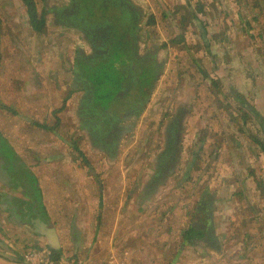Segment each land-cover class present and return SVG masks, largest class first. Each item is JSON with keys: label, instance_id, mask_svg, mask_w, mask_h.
Returning <instances> with one entry per match:
<instances>
[{"label": "rangeland", "instance_id": "rangeland-1", "mask_svg": "<svg viewBox=\"0 0 264 264\" xmlns=\"http://www.w3.org/2000/svg\"><path fill=\"white\" fill-rule=\"evenodd\" d=\"M134 1L144 4V17H155L153 23L143 18L137 32L142 51L154 48L162 65L147 114L120 123L128 130L113 155L89 143L85 129L64 116L57 128L59 151L70 157L61 168L92 174L108 190L104 206L111 243L93 257L83 248L79 261L109 264L108 256L114 253L118 263L126 264H264V150L252 138L264 142V122L258 118L264 117V0ZM199 3L205 4L202 10ZM20 6L19 0H0V43L4 30L22 18ZM106 13L117 16L116 11ZM181 35L184 40L177 42ZM15 48L14 42L8 51L1 47L2 59L28 58L23 49ZM109 67L101 70L113 79L112 86L118 77L108 74ZM88 69L95 75L100 71ZM0 74V84H11L8 73ZM18 85L19 78L12 86ZM15 90L12 98L10 89L0 90V100L23 111V93ZM66 104L65 99L64 108ZM179 111V152L166 167V176L150 187L166 149L170 119ZM48 114L45 109L38 116L44 120ZM51 114L45 120L55 123ZM25 115L34 117V112ZM16 123L19 132L35 131L34 146L43 140L44 132L38 136L36 127H22L13 112L0 111L3 138H8V126ZM83 149H91L90 158ZM214 199L218 222L215 218L213 240H186L190 225L205 222L198 214L200 204Z\"/></svg>", "mask_w": 264, "mask_h": 264}, {"label": "crops", "instance_id": "crops-1", "mask_svg": "<svg viewBox=\"0 0 264 264\" xmlns=\"http://www.w3.org/2000/svg\"><path fill=\"white\" fill-rule=\"evenodd\" d=\"M20 1V7L24 14L20 15L22 18H18L16 24L4 30L6 33L4 32L0 46L7 49L8 45L14 42L15 47L19 46L23 49L22 52L28 58L26 59L24 56L23 61L19 62L17 58L14 60L12 56L4 55L3 60V55L0 53V73L6 72L11 78V84L1 82L3 85L0 84V90L8 91L10 89L12 98L15 89H21L15 94L23 93L21 95L23 111L16 110L5 103L0 104V111L10 110L13 112L15 120L20 121L22 127L30 125L31 128L36 127L38 136H41L43 132L45 134H43V140H37L36 146H34L35 131L32 130L25 134L23 131H18L19 124L17 123V125L8 126V138L6 137L5 140L8 139L7 142L10 143L17 157H15V161H8L0 153V157L3 159L0 161L5 164L9 173V177L4 179L5 181L3 177H0V264H28L25 261L27 251L45 243L50 245V239L43 229V224H45L46 230L52 229L55 232L58 240L57 248L60 249L62 255H65L64 252L80 255L84 248L86 253H89V257H93L103 252L102 249L107 248L111 243L108 241L110 238L109 221L104 206L108 190L104 185H100V182L92 174L74 167H69L68 170L64 167L61 168L62 165H65L66 160L70 161V157L59 151L61 142L59 140L60 132L57 128L60 118L64 116L65 119L67 118L85 129L83 131L87 137L89 136V143H92V137L87 134L89 133L87 128L82 126L84 123L82 118L89 116L88 111L84 108L89 97V92L86 89L88 87L87 67H91L87 64L86 66L82 65L84 67H81L82 72H77L78 61L82 64L78 60L79 54L80 52L85 54L88 57L86 63L93 66L99 64L103 58H109L108 54L114 51L116 46L109 39L111 43L108 42V52L104 51L102 44L96 45L93 38H90L84 29L79 28L75 23L72 24V20H75L77 15L75 6L79 7V5L72 4L71 0H36L38 11L44 12L46 18V25L42 31H36L32 27L25 5L22 0ZM129 1L140 14L141 23L143 18H147V16L144 17L146 11L144 4L134 0ZM80 3L84 9L87 8L88 3L93 4L92 15L94 17L116 19V17H111L105 11L98 9V5H95L97 4L96 0H80ZM147 19H150V16ZM118 28L121 29L120 33L117 32V29L114 33L115 38L120 40L128 29L126 25H121ZM8 29L11 31L10 34L7 32ZM138 30L139 27L134 30L138 38L137 51L139 55L146 54L148 50L142 51ZM134 31L131 33L133 34ZM131 47L132 45L130 46L122 40V50L129 53ZM92 50H96V52ZM150 51L151 49L148 54ZM133 62L136 63V68L140 72L138 78L144 69L150 67V65L146 66L147 62L144 64ZM135 63H130V67ZM118 64L122 67V63L118 62ZM11 65L12 69L10 70ZM160 66L162 67L161 64ZM96 69L100 71L95 72L94 86L98 84L97 79H100L101 76L104 77L101 68ZM13 70L15 71L12 72ZM133 71L130 70L131 73ZM128 74L131 77V74ZM17 78L20 79V86L18 85L14 89L12 84ZM147 84L145 76L142 88L144 86L149 88ZM100 95L103 101L104 93L101 92ZM68 96L69 98H66ZM60 97H63L62 103H60L62 100ZM65 99L67 100L66 108H64ZM75 100H77L76 104ZM106 100L109 99L106 98ZM0 103H2L1 100ZM108 107L112 109L113 114L116 113L115 104L108 103ZM45 109L49 111V114L52 113V117L56 116L55 123L45 120L49 114L45 116L44 120L40 119L38 115ZM32 112H34V117L25 115ZM145 114L147 111L144 109L136 118ZM5 115L7 116V114ZM84 125L86 124L84 123ZM0 135H2L1 131ZM19 140L22 141V144H19ZM89 150L83 149V152L90 158L92 152ZM54 159L56 160L54 161ZM78 159L81 160V158L76 160ZM45 162L46 164H43ZM56 163H59V167H55ZM36 188L39 189V192L37 191L40 196L39 200L35 197ZM88 192L93 195L88 196ZM214 197L213 194L212 198ZM214 202L215 199L212 204L207 201L209 205H212V207L210 205L212 211L208 220L202 223L203 226H208V231L212 235L211 238L207 237L210 240L215 237L213 228L216 224L215 218L218 222L217 211L214 212ZM201 240L205 242L204 238Z\"/></svg>", "mask_w": 264, "mask_h": 264}, {"label": "trees", "instance_id": "trees-1", "mask_svg": "<svg viewBox=\"0 0 264 264\" xmlns=\"http://www.w3.org/2000/svg\"><path fill=\"white\" fill-rule=\"evenodd\" d=\"M24 5H25V8L28 12V15H29V18H30V23L32 25V27L36 30V31H42L44 28H45V25H46V18H45V13L44 12H39L38 11V8H37V3L35 0H22ZM72 4L74 3H77L79 5L78 6H75L77 8H75L76 10V18L75 20H72V24H76V26H78L79 28L81 29H84L85 31V28L87 30L89 29H95L96 26L95 25H104V26H109V32L112 33L111 37H110V40L111 42H114L113 45L116 46V49L112 52H110L108 54L109 58L107 59H104L99 63V64H95V65H90V63H86L88 62V57L83 54L82 52H80L79 54V59L81 63H79L78 61V65H77V72H82V65H89L90 67H95V68H103L105 66H109V69H108V74H111V72H113L112 70H115V65L111 64V61L113 59L110 60L111 57L115 58L116 56L119 55V50H122V40L125 41L128 45H132L137 44L138 42V38L135 40V37L134 35L131 33L132 31H134L137 27H139V23H140V20H141V17H140V14L137 13V9L134 8V6L132 8H134V12L131 11L127 6H126V2H129V0H96V3L95 5H98V9L100 10H103V11H107L109 9H113V10H116L119 14V17L117 19V21H115L114 19H108V18H101V17H94L92 15V11L94 8H92L93 4L91 3H88L87 5V8L84 9V7L82 6V4L80 3V0H71ZM87 3V2H86ZM200 6V10H202L204 7H205V4L203 3H199L198 4ZM84 12H86V14H84ZM154 15L151 14L150 16V22H155L154 20ZM199 20L200 18L197 17ZM254 20H257L258 17L257 16H254L253 17ZM69 22V21H68ZM121 25H126L127 26V37L126 35H124L120 40L118 38H115L116 35H115V30L121 26ZM131 26V27H130ZM113 29V30H112ZM88 36L90 38H92V35L88 33ZM137 37V36H136ZM174 40V39H173ZM184 40V36L181 35L179 37V39H177L176 41L177 42H182ZM109 42V44L111 43L110 41H107ZM208 42V41H207ZM122 54H124V56L127 54V52H123ZM153 55L155 54H146L144 56H150V57H153ZM136 56H138L139 58H144L143 60H139L137 62H139L140 64H144L145 62H149L145 59L144 56L142 55H139V53H136ZM118 59H116L117 61ZM153 62V63H152ZM150 61L149 64H150V67H147V69L145 70L144 69V72L142 73V75H140V80H143V83L145 81V76H146V82L148 83L147 85H149L150 88H153L154 86V82L156 81L157 77L159 76V74L161 73L162 71V67L161 66H154V61ZM153 66V67H151ZM84 68V67H82ZM88 69V67H87ZM112 69V70H111ZM137 69V68H136ZM156 72H155V71ZM134 73V71H133ZM137 74H139V71L137 70ZM147 74V75H145ZM84 78V77H83ZM113 79L109 77V75L107 76V78L104 79V81H100L98 82V84L96 86H93L92 88H90L89 84H88V87H86L87 89V92H89V97L87 99V103L86 104V107L84 109H86V111L88 110V113L90 112L91 113V121L94 123L96 122V124H94L96 126L93 127V131H96L98 129H100V134H104V132L110 130V128L112 127L111 123L108 122L107 118H109L110 116L108 114H104L102 113V111H96V109L98 108V105L99 103H101L102 105L104 106H108L107 103L109 102L110 104V99H112L116 93V89H115V92L113 91V88L115 86V82L116 84L118 83V80L113 82V85L111 86L109 81H112ZM106 82L108 84H106ZM216 83H219V81H214ZM88 83V81H87ZM106 84L105 87L103 84ZM143 85V84H142ZM145 87V86H144ZM103 92L104 93V97H105V101L106 103H103V101L101 100V95L100 93ZM145 92V91H144ZM239 96V94L237 95ZM109 99L108 101L106 100ZM113 102V101H112ZM245 103V102H244ZM1 105L3 103H0ZM115 104V103H114ZM144 109V107H142L140 110H139V113ZM250 109H253V108H250ZM254 111V110H253ZM117 115H118V111H116ZM183 112V111H182ZM181 111H179L177 114L174 115L172 121H171V129H173V133H172V136L170 137V147H177V140L175 139V136H176V133L178 131V127H179V131H180V124H178V115L179 114H183ZM87 114V112H86ZM114 114V115H116ZM258 114V113H257ZM87 116V115H86ZM113 116V115H112ZM112 118V117H111ZM258 118L260 121L264 122V117L259 115L258 114ZM113 121H116V119L113 117L112 118ZM89 122V121H88ZM103 123H106L105 126H103ZM86 124V123H85ZM90 124V123H89ZM264 125V123H262ZM93 125V124H92ZM87 126V124H86ZM88 127V126H87ZM175 131V132H174ZM100 137V141L103 142V139L101 136ZM119 138V136H118ZM118 138L116 139V141L114 142V152L116 151V148H117V143L119 142ZM253 138V141L257 144H259L260 148L262 150H264V142L261 141L259 138H257L256 136L255 137H252ZM99 141V142H100ZM117 142V143H116ZM113 149V148H112ZM0 153L4 155V158L6 160H16L15 157H17L16 153L12 150L11 146L9 145V143L7 142V140H5V138H3L2 135H0ZM19 162V161H18ZM167 157H164L162 159V162L159 164V169L157 170V175L156 177L154 178V182L153 184L155 185L156 183H158V180L159 179H162L164 178V176H166V167H167ZM20 164V162H19ZM163 167L162 169L160 167ZM34 184H35V181H33ZM153 185H151L152 187ZM37 191L39 192V189L36 188V193ZM35 193V197L36 199H40L39 197V193L36 194ZM38 195V196H37ZM198 214L202 213V215H200L199 217H205L206 220H208V218L210 217L211 215V208H210V205L209 204H206V205H201L198 207ZM197 224V225H196ZM210 236L211 233H209L208 231V226L206 225H202V224H198V223H195V224H192L190 225V227L186 230V232L184 233V238L186 240H190V239H199V238H204L205 240H210ZM207 237H210V238H207ZM53 253H54V257L55 258H60L62 256V252L60 251L59 248H53ZM77 256V255H76Z\"/></svg>", "mask_w": 264, "mask_h": 264}, {"label": "flooded vegetation", "instance_id": "flooded-vegetation-1", "mask_svg": "<svg viewBox=\"0 0 264 264\" xmlns=\"http://www.w3.org/2000/svg\"><path fill=\"white\" fill-rule=\"evenodd\" d=\"M126 6L134 12V8H132L133 4L132 2H126ZM68 13V12H67ZM69 18H72L69 16ZM96 28L95 29H89L87 30L85 28V32L88 34H91L92 35V38L94 40V43L96 45H100L102 44L103 46V49L102 50H106L107 51V48H108V42L107 41H110V37L112 35V33L109 32V26H104V25H95ZM131 27V26H130ZM125 35L127 37V31H125ZM134 37H135V40L137 39V34L133 33ZM104 41V42H103ZM121 48V47H120ZM130 52L124 56V54H122L123 52H125V50H119V55L116 56L115 58L111 57V59H113L111 61V64L115 65V70H112L113 72L112 75H116L118 78V83L116 84L115 82V86L113 88V91L115 92V89H116V93L114 96H112L113 98L110 99L112 100L111 103H115L116 105V111H118V114H122L120 119L116 120V121H113L112 118L114 115L111 111L112 109L109 108L108 106H104L102 105L101 103H99L98 105V108L96 109V111H102V113H104L105 115L108 114L110 117L107 118L108 122L111 123L112 127L110 128L109 132L106 131L104 132V134H100V129L96 130V131H93V127L96 128V126L94 124H96V122H92L91 119H92V115L91 113L89 112L87 117H83L82 120H84V123L87 124L84 125L83 123V127L84 128H87V131L89 132L88 134L92 137L91 140L92 142L94 143L95 146L99 147L101 150H105L107 153L113 155L115 152H114V142L116 141V139L118 138V140L120 139L121 135L124 133L121 131V126H120V123L122 121H124L125 119L129 120L132 119V118H135L137 117L139 114V110L144 107H146V105L148 104L149 102V99H150V95H151V89L152 88H142V84H143V80H140L138 79V74H137V69H136V63L133 62V61H139V60H143L144 58H139L138 56H136V53H138V46L135 44H133V46L129 49ZM94 51V50H92ZM149 51V50H148ZM146 52V54H148L149 52ZM96 52V50L94 51ZM108 52V51H107ZM155 54L153 55V57H150V56H144L146 54H141L142 56L145 57V59L147 61H154V66H160V60L158 59L157 57V54H156V51L155 49H151L150 51V54ZM149 54V55H150ZM116 59H118L116 61ZM118 62L122 63V67L120 66V64H118ZM148 63H146V66L150 65ZM130 63H135L133 66L130 67ZM153 63V62H152ZM153 67V66H151ZM95 68V67H94ZM130 70H134V73H131ZM155 71V70H154ZM125 72H128L131 74V77H129V74L128 73H125ZM156 72V71H155ZM88 75L86 76L87 77V81H88V84L90 86V88H92L94 86V78H95V74L93 71H90L88 69ZM124 73V74H122ZM140 73V72H139ZM146 75V74H145ZM125 76V77H124ZM142 83V84H141ZM145 91V92H144ZM150 91V92H149ZM143 109V110H144ZM88 111V110H87ZM181 111H183V109H181ZM117 113V112H116ZM112 117V118H111ZM172 121V119H170ZM89 121V122H88ZM173 122V121H172ZM90 123V124H89ZM93 124V125H91ZM179 124V123H178ZM106 123H103V126H105ZM131 125V124H129ZM171 125V122L169 123L168 125V134H167V145H166V149L163 153H161V160L159 162V164L162 162V159L164 157H167V168L170 167V165L175 161L174 159L176 158V155L177 153L179 152V146H180V138H179V127H178V131L176 132V136H175V139L177 140V147L173 148V147H170V137L172 136V133H173V129H171L170 127ZM132 126V125H131ZM132 129V127L130 128ZM102 137L103 139V142L100 141V137ZM100 141V142H99ZM117 143V142H116ZM113 148V149H112ZM5 166V164H4ZM161 169L163 168L162 166L160 167ZM166 169V168H165ZM1 169H0V173H1ZM161 179H159L158 181H160ZM152 183V182H151ZM150 185H153L154 184H150ZM151 187V186H150ZM199 217H197L198 219ZM204 219V218H203ZM204 221H206V218L204 219Z\"/></svg>", "mask_w": 264, "mask_h": 264}, {"label": "built area", "instance_id": "built-area-1", "mask_svg": "<svg viewBox=\"0 0 264 264\" xmlns=\"http://www.w3.org/2000/svg\"><path fill=\"white\" fill-rule=\"evenodd\" d=\"M109 264H125L118 263L114 253L108 256ZM25 261L28 264H81L76 255H62L60 258H55L53 248L48 244H42L27 251Z\"/></svg>", "mask_w": 264, "mask_h": 264}, {"label": "water", "instance_id": "water-1", "mask_svg": "<svg viewBox=\"0 0 264 264\" xmlns=\"http://www.w3.org/2000/svg\"><path fill=\"white\" fill-rule=\"evenodd\" d=\"M109 10H112V11H116V10H113V9H109ZM117 12V11H116ZM118 17H119V14H118V12H117V16H116V19H118ZM115 19V20H116ZM114 114H116V113H114ZM122 114H124V113H122ZM122 114H116V115H113V117L116 119V120H118V119H120V117H121V115ZM128 130V127H121V131L122 132H125V131H127ZM120 140V139H119ZM2 158L0 157V160H1ZM3 160V159H2ZM0 169L2 170L1 171V178L3 177V180L4 179H6L7 177H9V173H8V171H7V169L5 168V166H4V163L2 162L1 163V161H0ZM5 181V180H4ZM44 225L45 224H43V229L46 231V233H47V235L49 236L48 238L50 239V245H51V247L52 248H57L58 247V240H57V236H56V234H55V232L52 230V229H47L46 230V227H44Z\"/></svg>", "mask_w": 264, "mask_h": 264}]
</instances>
